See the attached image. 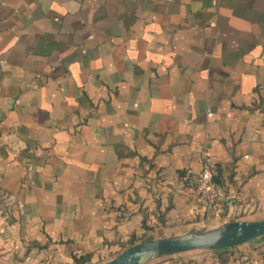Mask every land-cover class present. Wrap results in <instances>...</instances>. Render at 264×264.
<instances>
[{
	"label": "crops",
	"instance_id": "0c3cea01",
	"mask_svg": "<svg viewBox=\"0 0 264 264\" xmlns=\"http://www.w3.org/2000/svg\"><path fill=\"white\" fill-rule=\"evenodd\" d=\"M0 55L1 264L264 217V0H0ZM216 251L146 264H261L264 238Z\"/></svg>",
	"mask_w": 264,
	"mask_h": 264
},
{
	"label": "water",
	"instance_id": "95a60500",
	"mask_svg": "<svg viewBox=\"0 0 264 264\" xmlns=\"http://www.w3.org/2000/svg\"><path fill=\"white\" fill-rule=\"evenodd\" d=\"M255 238H264V217L229 220L212 227L145 239L99 264H146L159 257L188 251L223 250Z\"/></svg>",
	"mask_w": 264,
	"mask_h": 264
},
{
	"label": "built area",
	"instance_id": "2783aa9c",
	"mask_svg": "<svg viewBox=\"0 0 264 264\" xmlns=\"http://www.w3.org/2000/svg\"><path fill=\"white\" fill-rule=\"evenodd\" d=\"M4 63L5 60L0 55V72ZM194 187L196 200L209 207H214L217 201L224 195L223 189L214 179L213 165L207 155L202 159L201 169L196 177ZM261 264H264V256L262 257Z\"/></svg>",
	"mask_w": 264,
	"mask_h": 264
},
{
	"label": "trees",
	"instance_id": "16d2710c",
	"mask_svg": "<svg viewBox=\"0 0 264 264\" xmlns=\"http://www.w3.org/2000/svg\"><path fill=\"white\" fill-rule=\"evenodd\" d=\"M133 245V244H132ZM216 253H217V256H218V258L219 259H221V260H225V258H226V256H227V252L226 251H216ZM82 258H79V257H76L75 258V261L79 264H81V262H82V260H81Z\"/></svg>",
	"mask_w": 264,
	"mask_h": 264
},
{
	"label": "rangeland",
	"instance_id": "374dc122",
	"mask_svg": "<svg viewBox=\"0 0 264 264\" xmlns=\"http://www.w3.org/2000/svg\"><path fill=\"white\" fill-rule=\"evenodd\" d=\"M193 252H197V250H194V251H188V253H193ZM181 254H187V253H181ZM171 256H172V255H171ZM159 259H162V257L156 258L155 260H159Z\"/></svg>",
	"mask_w": 264,
	"mask_h": 264
}]
</instances>
